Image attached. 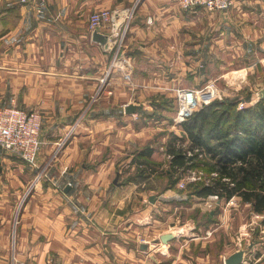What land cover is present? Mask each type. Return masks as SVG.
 Segmentation results:
<instances>
[{"label": "crops", "instance_id": "0c3cea01", "mask_svg": "<svg viewBox=\"0 0 264 264\" xmlns=\"http://www.w3.org/2000/svg\"><path fill=\"white\" fill-rule=\"evenodd\" d=\"M133 1L0 0V108L16 104L43 116L38 167L0 147V264H225L239 248H246L240 264H264V236L249 239L253 246L243 237L230 240L217 233L226 223L214 216L201 232L185 223L175 247L169 241L155 249L142 237L177 200L188 208L196 199L219 203L214 195L192 202L170 183L169 146L183 134L174 124L175 88L223 78L261 99L264 0H236L221 10L141 0L127 38L137 89L116 70L113 93L95 101L114 52L93 40L89 16ZM164 99L171 108H156ZM159 228L160 236L172 232Z\"/></svg>", "mask_w": 264, "mask_h": 264}, {"label": "trees", "instance_id": "16d2710c", "mask_svg": "<svg viewBox=\"0 0 264 264\" xmlns=\"http://www.w3.org/2000/svg\"><path fill=\"white\" fill-rule=\"evenodd\" d=\"M236 102L218 98L187 117L182 137L175 136L169 146L170 171L179 177L189 169L204 170L205 175L183 191L192 197L217 195L227 200L239 195L263 213L264 98L244 109H238ZM160 106L171 108L170 100H162L156 108ZM184 138L190 140L192 154L179 144ZM213 172L217 175L209 178Z\"/></svg>", "mask_w": 264, "mask_h": 264}, {"label": "built area", "instance_id": "2783aa9c", "mask_svg": "<svg viewBox=\"0 0 264 264\" xmlns=\"http://www.w3.org/2000/svg\"><path fill=\"white\" fill-rule=\"evenodd\" d=\"M140 1L141 0H134L131 5L126 6L100 7L91 12L89 16L90 29H98L108 33L110 50L115 52L112 64L101 79V86L94 95L93 100H96V97L101 94L102 91H107L110 94L113 93L111 81L107 78L108 76H113L116 70L123 74L124 80L132 88L138 86V82L134 78V57L129 54L125 48L127 46L131 22L136 17ZM175 1L182 8L189 10H196L200 6H204L209 10L228 9L236 2V0ZM39 11H41L40 8ZM175 91L176 103L178 106V114L175 119L176 123L180 125L197 109L205 104H209L215 99L222 98L223 92L215 79H210L204 85L197 87H177ZM244 102L245 100H243L241 106L245 104ZM42 128L43 116L42 112L38 109L28 111L16 104L6 105L0 108V147L5 149L8 153L23 159L33 167H38V156L43 144L41 136ZM72 131L73 129L67 134L66 139L72 134ZM64 143L65 141H60L58 143L55 156ZM42 174L43 171H38L35 178L36 181L42 177ZM213 174L217 175V172H213ZM201 175V173L193 172L191 179H199ZM180 185L185 187L184 182H181ZM47 264H56V262L54 259H50Z\"/></svg>", "mask_w": 264, "mask_h": 264}, {"label": "rangeland", "instance_id": "374dc122", "mask_svg": "<svg viewBox=\"0 0 264 264\" xmlns=\"http://www.w3.org/2000/svg\"><path fill=\"white\" fill-rule=\"evenodd\" d=\"M131 4H128V5H131ZM117 6H126V5H117ZM111 7H114V6H111ZM200 8L207 9L204 6H200L196 10H199ZM137 10H138V8H137ZM207 10H209V9H207ZM136 14H137V12H136ZM131 26H132V24H131ZM130 29H131V27H130ZM125 49L128 52L127 46ZM114 56H115V52L113 53V57H112L110 63L108 64L106 70L104 71L103 74H101V76L98 79L99 83H98V86L95 90V94L97 93L99 87L101 86V79L104 77L107 70H109V67L112 64ZM211 66H213V65H211ZM114 73H113V76L111 75L110 77L108 76V78H107L111 82L113 81ZM121 75H122V80H123V74H121ZM235 79H232V76H231V79H229V80L235 81ZM215 80L218 83V85L220 86L221 90L223 91L221 99L227 98L228 100L237 101L236 103H237L238 109H244L245 107L252 106L260 100V97L257 95V93L254 94V91L251 89L236 90L237 87L235 84H226V82L224 81L223 78H218ZM249 80H250V82L253 83V78H251ZM105 82L108 83L107 81H105ZM231 82L233 83V81H231ZM126 84H128V83H126ZM249 85H251V83H249ZM127 86L131 89V86L129 84ZM135 88L137 89V86ZM103 93H104V91H102V93L99 94L97 97L95 96L96 100H99L102 97ZM93 99H94V96H93ZM243 100H245V102H244L245 104L243 106H241V103L243 102ZM177 114H178V106H177V111L175 112V115H174V124L175 125H176V119L175 118L177 117ZM180 137H182V136H180ZM182 142L184 143V145H183V143H179V144H182L183 147H185L184 149L186 150L187 154L188 155L192 154L194 150L190 149L191 148L190 147V140H188L187 138H184L182 140ZM196 150L199 151V149H196ZM204 155H205L204 153H202V152L200 153V156H204ZM163 169L165 170L166 167H163ZM193 172L201 173L202 174L201 177L205 175L204 170L196 169V168L195 169H189L185 173H182L179 177H177V173L174 172L173 175H171V173H170V183L177 186V188L180 191H183L184 189H186V186L189 182L195 181V180L191 179V175ZM206 176H208V175H206ZM212 176H216V175H214L212 173L208 177L212 178ZM175 180H176V182H175ZM181 182L185 183V187L180 185ZM32 190H33V187L28 191L27 196L30 195ZM184 193L186 195V194H188V191H184ZM27 196H26V198H27ZM214 196H217V195H214ZM188 198L193 199V200H191L193 202L195 196L192 197L189 195ZM216 198L220 199L219 197H216ZM202 202H203V200L196 199V201L193 202L194 204H192L191 208H188L185 205L186 203L184 204L182 200H177L176 203L169 204L168 206H166L168 208V210L163 209L162 212L159 211L157 213L156 217L158 218V225L155 226L156 228L146 227L144 229V231H146V232L142 233L143 234L142 237L147 235V239L150 240L149 246H152L155 249H158V248L167 249V245H165L167 243L162 241L161 236L159 234V231L161 230L159 227L165 226V227H167V229H169V231H172V232L176 231V233H175L176 238L177 239H179V238L183 239L184 238V236H183L184 232H187L186 229L182 228L185 223H188V221H192V224H196L198 227L196 229L194 228V230H196V231L200 230L199 232H201V230L203 231L206 228L211 227V226H209V224L213 225L211 223L216 222V221H213L214 217L219 218L218 221H222L223 223H226V225L222 226L221 229H219L217 233H220V235L222 234L221 236L227 235V237H230V240L233 238H239L240 239L243 237L244 238L243 244L247 245L249 239L257 241L258 238H262L261 236H264V232L262 231V228L264 229V225H261L262 222L264 223V212L262 213V212L255 211L253 209L254 207L252 206L253 207L252 208L250 203H248V204L245 203L244 199L241 196H239V195L234 196L228 200L223 198V199H220L219 203H215L214 201H212V199H210L208 201L209 206L207 204H205L206 205L205 206L204 202L203 203ZM174 204H175V206H174ZM210 208L215 210L213 215L211 212H209ZM221 215L223 216L222 220H220ZM225 216L227 217V222H225L226 221ZM231 217H232V219H231ZM237 217H239L238 220H237ZM252 218H253V221H252L253 224H252V226H250L249 220H252ZM242 221H245V222H242ZM163 222H165V224ZM230 222H231V224H230ZM186 227L188 229V233H190L189 232V224ZM252 227H254V228L252 231H250L252 229ZM154 230H157V231H154ZM154 232H157L155 234V236L152 235V237H150V234H154ZM174 240H176V239L170 240L172 245H173ZM250 244L251 243H249L248 245H250ZM229 245L231 248L237 247L236 240L232 241L231 244H229ZM173 246L175 247V244ZM260 246L262 247V246H264V244L262 245V243H261ZM160 255H161V253H160Z\"/></svg>", "mask_w": 264, "mask_h": 264}, {"label": "water", "instance_id": "95a60500", "mask_svg": "<svg viewBox=\"0 0 264 264\" xmlns=\"http://www.w3.org/2000/svg\"><path fill=\"white\" fill-rule=\"evenodd\" d=\"M93 40L99 42L104 48L110 49V43H109V35L106 32L100 31L98 29H94L93 33ZM261 98H264V88L260 92ZM127 110L130 112H133L136 110V105L129 104L127 106ZM151 199L154 201L155 197L152 195ZM175 233L169 232L164 233L161 235V239L163 242H169L171 239L175 237ZM143 248H146L147 245L143 244ZM246 253V248H239L236 251L232 252L225 258V264H240L243 262L244 257Z\"/></svg>", "mask_w": 264, "mask_h": 264}]
</instances>
